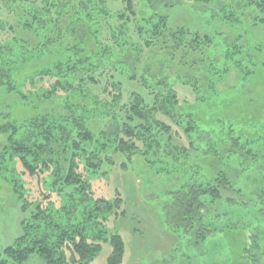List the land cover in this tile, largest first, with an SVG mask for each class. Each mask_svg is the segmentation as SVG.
<instances>
[{
	"label": "trees",
	"instance_id": "1",
	"mask_svg": "<svg viewBox=\"0 0 264 264\" xmlns=\"http://www.w3.org/2000/svg\"><path fill=\"white\" fill-rule=\"evenodd\" d=\"M109 2L122 3L124 10H108ZM147 3L151 12L138 19L133 0H0V94L14 95L35 106L58 93L76 90L93 101L91 106L64 102L63 116L42 113L20 123L11 120L9 112L0 114V135L4 136L0 141V176L21 206V235L0 251V264H27L35 257L46 264H93L105 245L111 247L107 264H123L126 244L121 234L108 226L112 218L126 216L123 198L119 194L110 200L97 198L91 178L103 165L111 164L107 154L114 152L125 157L141 152L158 176L173 169L158 156L164 141L154 129L146 131L151 134L148 149L135 134L146 126L147 119L157 116L171 120L182 131L189 146L184 149L187 156L190 150L203 153L199 167L213 171L212 179L206 177L209 175L198 179L197 168L174 167L184 173L183 186L169 193L163 203V218L178 239L181 261L264 264V122L251 129L255 136L232 123L220 122L209 130L194 116L176 112L170 102L175 106L180 102L170 88L161 91L147 86L137 67L146 49L153 46L169 60L174 58L169 68L174 74L184 68L202 71V77L191 76L187 85L197 103L207 101L206 95L216 91L214 76L226 73L209 53L216 42L214 34L186 27L172 32L153 8L154 0ZM236 3L243 11L254 7L258 16L264 15V0ZM226 9L234 15L231 22L243 25V15L231 7ZM129 54L133 58L129 59ZM61 58L65 59L59 64ZM133 59L136 67L130 64ZM45 60L58 63L22 78L26 66ZM237 69L250 74L252 61L237 64ZM46 79L54 83L38 90ZM126 83L134 85L129 96ZM29 85L37 91L26 94ZM108 115L114 119L117 150H112L110 137L91 126L90 119H107ZM128 124L133 128L123 131ZM156 126L165 137L173 130L165 122ZM167 138L171 140V136ZM166 145L174 148L173 143ZM19 164L24 172L18 170ZM25 174L39 180L40 199H29Z\"/></svg>",
	"mask_w": 264,
	"mask_h": 264
},
{
	"label": "rangeland",
	"instance_id": "2",
	"mask_svg": "<svg viewBox=\"0 0 264 264\" xmlns=\"http://www.w3.org/2000/svg\"><path fill=\"white\" fill-rule=\"evenodd\" d=\"M62 1L67 2L68 0ZM236 1L208 0V2L195 3L191 0H154L153 8L166 19L168 26L173 30L172 32L178 31L176 30L178 28L186 27L192 31L215 35L216 42L209 53L214 57L213 61L217 63L219 70H225L226 73H221L222 75L219 77L217 74L214 76V82L217 84L216 91L206 95L207 101L197 103L194 92L187 86L191 76L202 77V71L196 73L184 68L174 74L173 70H169L171 64L175 62L174 58L171 56L169 60L155 46L152 47V50L146 49L144 59L137 67L138 76L147 81V86H151L152 89L162 91L163 87L170 88L180 102L176 106L170 102L176 112L184 116H194L206 125L207 129L210 130L220 122L232 123L247 135L255 136L251 129L254 125L264 122V22L259 21V18L264 19V15L258 16L254 7L243 11ZM133 2L136 6L135 12L138 19L151 12L147 0H133ZM230 7L243 15L241 18L243 25L231 22L235 21V18L233 13L226 9ZM107 9L119 12L124 10V6L122 3L109 2ZM229 17H233L229 20L230 22L224 19ZM70 34L72 35V33ZM226 52L233 53V56L227 58ZM132 53H134V49ZM134 54L138 56L137 53ZM131 58L133 56L129 54V59ZM61 59L59 64L65 58ZM192 59V57L189 58L190 61ZM250 61L253 65V71L250 74H245L237 69V64L239 65L241 62L247 64ZM57 63L53 60L52 62L46 60L32 62L21 72L24 74L22 78L34 75L40 68L51 67ZM130 64L132 67H136V65L134 66L135 59L131 60ZM53 83L54 80L46 79L37 86V89H48ZM163 84L165 86H162ZM126 88L129 96L130 92L134 90V85L127 84ZM37 89L29 85L26 87L25 93L36 92ZM93 91L95 92L96 89ZM140 92L143 93L142 90ZM15 97L14 95L0 94V114L9 112L11 120L19 123L35 118L42 113H56L58 116H63L66 112L64 102H74L72 106L78 103L91 106L93 102L92 99L85 98V92L81 93L76 90L58 93L48 102H37L38 104L36 103L35 106L29 102H21L18 97V99ZM81 98L85 100H81ZM90 120L92 128L97 132H104L107 137H110L112 150H117L118 141L114 133L115 130H113L115 126L112 129L113 116L108 115L107 119L94 117ZM135 122L142 124L141 121ZM164 122L171 125L173 129L166 137L159 132L156 126L158 123ZM171 123V120L163 116H157L155 120L152 117L146 120V126L143 125L135 133L138 139L147 144L145 149H148L151 143L149 140L151 134L146 135L147 130L154 129L153 132L164 141L161 143L163 150L158 156L162 161L170 162L173 166V169L165 172L166 174L156 175L139 151L127 154V157L114 152L107 154V159L111 164L103 165L101 172L91 178L93 193L97 198L110 200L114 199L116 194L123 198V211L126 212V216L115 220L112 218L108 224L111 229L117 230L121 234L126 244L123 264H173L171 258L175 260L174 264H186L185 260L181 261L179 251L176 250V246L179 244L177 237L173 236L164 223L163 203L168 200L172 190L180 189L183 186L184 173H181L179 168H174L175 166L181 164L188 168H197L198 179L199 177L202 179L204 175H209L206 177L212 179L213 171L199 167V161L205 158L203 153L190 150V154L187 156L184 149L189 146H187L185 136ZM127 127L128 129L133 128L131 124H128L123 128V131ZM168 136H171L169 141ZM3 139L4 136L0 135V141ZM170 143H173V149H168L166 144ZM127 145L130 146V143L127 142ZM158 156H155L156 160H158ZM18 170L24 172L20 164ZM24 180L29 199L31 201L40 199L39 180L28 174L24 175ZM53 200L57 204L60 202V199L55 195ZM20 207V202L12 193V189L0 176V251L12 245L21 235ZM110 254L111 247L105 245L93 264H107ZM27 264L46 263L35 257Z\"/></svg>",
	"mask_w": 264,
	"mask_h": 264
}]
</instances>
